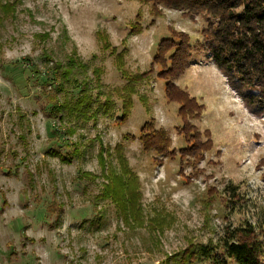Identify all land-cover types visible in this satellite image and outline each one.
Segmentation results:
<instances>
[{
  "label": "rangeland",
  "instance_id": "obj_1",
  "mask_svg": "<svg viewBox=\"0 0 264 264\" xmlns=\"http://www.w3.org/2000/svg\"><path fill=\"white\" fill-rule=\"evenodd\" d=\"M141 7L144 31L131 35L130 22ZM165 14L151 24L149 6L136 0H24L15 18L0 28V188L7 200L2 208L0 192V264H176L168 261L171 254L191 240L217 243L230 225L250 221L263 235L264 165H258L264 156V109L251 108L245 98L248 89L234 84L215 62L212 44L202 37L207 25L202 16L192 20L169 8ZM170 24L189 32L194 43L204 41L210 51L200 49L177 79L204 103L203 115L194 123L201 131L209 129L214 141L205 160L195 167L186 165L184 174L179 155L158 163L155 152L142 151L140 130L151 118L157 127L167 128L172 147L185 144L177 134L182 124L179 106L168 102L165 81L156 75L139 87L123 125L115 117L100 116L97 122L76 125L71 134L50 103L55 74L48 54L66 62L76 47L89 66L92 83L96 84L94 68L100 67L101 82L113 89L125 81L115 55L100 48L96 31H107L119 51L128 48L129 68L147 70ZM45 32L50 35L42 36ZM139 94L148 95L149 110ZM21 111L29 120L25 143L17 127ZM99 135L112 146L119 141L127 146L142 183L148 217L143 227L129 228L115 207L103 202L107 221L91 231L88 221L98 217L95 196L104 181L97 158ZM75 142L82 143L81 155L62 162L58 153L71 154ZM230 183L239 186L240 200L231 204L232 209L218 200L206 220L203 198L209 185L225 196ZM151 217L165 219L163 231H154L157 224Z\"/></svg>",
  "mask_w": 264,
  "mask_h": 264
},
{
  "label": "trees",
  "instance_id": "obj_2",
  "mask_svg": "<svg viewBox=\"0 0 264 264\" xmlns=\"http://www.w3.org/2000/svg\"><path fill=\"white\" fill-rule=\"evenodd\" d=\"M141 6H149V14L155 19L164 17L165 8L182 12L185 17L196 20L202 16L207 25L201 30L203 39L212 44V57L217 65L229 75L234 84L248 89L245 98L249 106L255 110L264 109V0H136ZM24 0H0V28L15 18L19 6ZM144 11L138 10L130 22V34L136 35L144 31ZM169 35L162 38L157 45L156 53L147 70H132L128 67L126 55L128 48L122 51L113 45L109 33L103 29L96 31V37L102 50H110L115 55L117 69L125 83L113 89L106 88L101 82L102 69L94 68L95 83L87 76L89 66L82 61L78 50L74 47L67 61L55 59L48 54L54 71V92L50 96L52 109L59 115L61 124L67 132L75 134L77 126L89 120L97 122L100 116L115 117L118 124L129 121L135 105V96L139 87L149 82L154 75L165 81V96L168 102L178 104L177 114L182 124L177 127V134L184 139V146L172 147L173 140L166 127H157L156 120H147L140 130L142 151L155 152V161L163 163L164 157H180V173L184 174L186 165L197 166L211 151L214 141L209 129L201 131L194 123L201 118L205 109L196 96L177 83V79L190 66L194 55L206 47L204 41L194 43L192 35L175 27L168 26ZM49 36V32L41 34ZM95 90V93H94ZM76 91V92H75ZM141 102L149 110V97L139 94ZM120 100V106L118 104ZM120 110V115L116 111ZM27 115L21 111L17 118L20 138L25 143L29 128ZM30 131V128H29ZM125 138H130L127 134ZM131 138H135L131 135ZM98 163L102 169L103 185L95 196L98 217L89 220L91 231H96L106 223V209L101 203H111L120 220L129 228L137 229L145 226L148 217L143 204L142 183L139 173L131 165L124 141L114 146L104 142L98 136ZM82 143H73L71 154L58 153L60 160L71 163L73 157L82 153ZM2 153H0V157ZM264 165V156L260 160ZM84 174L95 175L91 171ZM195 174V173H194ZM230 194L225 196L215 185H209L203 198L206 220L211 218V211L218 200L224 202L227 209H232L233 202L240 200L239 186L230 183ZM4 198L2 208L6 206V195L0 188ZM157 226L154 231H163L165 219L151 217ZM161 230V231H160ZM264 232V230H263ZM256 224L245 221L233 227L228 226L222 240L207 244L191 240L181 251L171 254L168 261L176 264H200L208 260L210 264H264V233L261 236ZM25 234V233H24ZM27 236V234H25Z\"/></svg>",
  "mask_w": 264,
  "mask_h": 264
}]
</instances>
